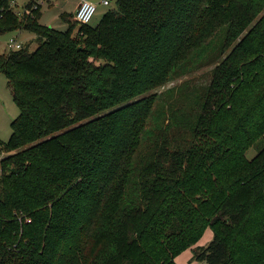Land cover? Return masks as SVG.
<instances>
[{
  "label": "trees",
  "instance_id": "obj_1",
  "mask_svg": "<svg viewBox=\"0 0 264 264\" xmlns=\"http://www.w3.org/2000/svg\"><path fill=\"white\" fill-rule=\"evenodd\" d=\"M12 1L0 34L37 47L0 53V264H264V0H115L64 31Z\"/></svg>",
  "mask_w": 264,
  "mask_h": 264
},
{
  "label": "rangeland",
  "instance_id": "obj_2",
  "mask_svg": "<svg viewBox=\"0 0 264 264\" xmlns=\"http://www.w3.org/2000/svg\"><path fill=\"white\" fill-rule=\"evenodd\" d=\"M16 4L13 5L14 9L20 12L22 7L24 6L25 0H14ZM31 1V0H30ZM28 1V2H30ZM71 0H41L39 4L41 7V15L39 22L48 27L55 28L60 31H64L67 29V23L60 18V14L64 12V10L70 9ZM27 2V3H28ZM70 3V4H69ZM96 3V2H95ZM26 5V4H25ZM115 7V0H110L109 6L98 7L92 21L90 24L94 25L98 21L100 14L104 9ZM14 35H17V41L21 45H27L30 42V50H34L37 47V42L35 40V35L30 32H9L0 34V53L8 52V48L6 46V42ZM33 37V38H32ZM31 40V41H30ZM211 66L203 67L190 75L185 76L184 78L178 79L174 83H170L167 87L172 86L174 84H179L184 79H191L192 82H205L208 79V70ZM19 114V109L15 102L13 101L10 88L7 85V79L4 75L0 74V140L7 141L11 134V121ZM260 148V140H258L253 146H251L246 151V157L251 159L256 155ZM2 157V155H0ZM0 157V158H1ZM212 238V231L207 228L197 243V245H207L209 240ZM190 254V256H189ZM191 251L190 249L185 250L179 256L176 257L177 264H205V262L193 261L191 260ZM190 258H189V257Z\"/></svg>",
  "mask_w": 264,
  "mask_h": 264
},
{
  "label": "built area",
  "instance_id": "obj_3",
  "mask_svg": "<svg viewBox=\"0 0 264 264\" xmlns=\"http://www.w3.org/2000/svg\"><path fill=\"white\" fill-rule=\"evenodd\" d=\"M14 1H12L13 3ZM31 2V3H30ZM29 3L31 4L29 8L35 9L41 3V0H31ZM104 6H109L110 0H101L100 2ZM97 3H94L90 0H79L78 5L73 13V20L78 24H89L91 23L96 11H97ZM31 9L25 7V5L20 10V14H30ZM6 46L8 50H18L23 47L20 43H18L16 37H11L7 42Z\"/></svg>",
  "mask_w": 264,
  "mask_h": 264
},
{
  "label": "crops",
  "instance_id": "obj_4",
  "mask_svg": "<svg viewBox=\"0 0 264 264\" xmlns=\"http://www.w3.org/2000/svg\"><path fill=\"white\" fill-rule=\"evenodd\" d=\"M28 1H30V0H25V2H24V5L28 2ZM72 1V2H71ZM70 2H71V4H70V9L69 10H64V12H67V13H71V14H73L74 13V11H75V9H76V7H77V5H78V2H79V0H71ZM90 1H92V2H96L98 5H97V9H98V7H102V6H104V5H102L100 2H101V0H90ZM18 5V4H17ZM106 11V9H104L103 11H102V13L100 14V16H99V18L97 19V20H99L100 18H101V16L103 15V13ZM98 22V21H97ZM96 22V23H97ZM21 33V32H27V31H25V30H19V31H16V33ZM14 37H16L17 38V35H14ZM33 38V37H32ZM31 41V40H30ZM28 46H29V48H30V42H29V44H27ZM189 256H190V254H189ZM188 256V257H189ZM190 258V257H189Z\"/></svg>",
  "mask_w": 264,
  "mask_h": 264
},
{
  "label": "water",
  "instance_id": "obj_5",
  "mask_svg": "<svg viewBox=\"0 0 264 264\" xmlns=\"http://www.w3.org/2000/svg\"><path fill=\"white\" fill-rule=\"evenodd\" d=\"M28 47H29V46H28V45H26L25 49H26V50H28Z\"/></svg>",
  "mask_w": 264,
  "mask_h": 264
}]
</instances>
